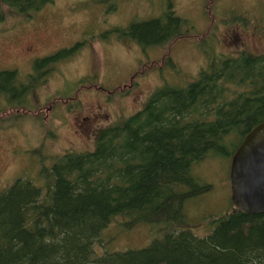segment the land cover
I'll use <instances>...</instances> for the list:
<instances>
[{"label":"trees","instance_id":"trees-1","mask_svg":"<svg viewBox=\"0 0 264 264\" xmlns=\"http://www.w3.org/2000/svg\"><path fill=\"white\" fill-rule=\"evenodd\" d=\"M51 1L0 0V22L28 19ZM115 29L151 47L192 25L168 0L158 15ZM217 41L203 44L207 63L195 77L154 89L140 109L104 127L92 149L49 156L41 184L18 176L0 190V264H264V212L229 208L212 216L203 235L184 222L187 202L211 187L191 173L193 165L212 154L231 158L264 119V51L227 55L215 49ZM80 44L35 58L25 80L16 69H1L0 98L21 100L50 63ZM115 216L127 228L142 221L159 226L145 246L95 253Z\"/></svg>","mask_w":264,"mask_h":264},{"label":"rangeland","instance_id":"rangeland-1","mask_svg":"<svg viewBox=\"0 0 264 264\" xmlns=\"http://www.w3.org/2000/svg\"><path fill=\"white\" fill-rule=\"evenodd\" d=\"M167 1L52 0L28 19L0 22V69H16L22 80L35 58L81 42L73 54L50 63L21 100L0 98V190L18 176L41 184L42 164L52 156L92 149L104 127L140 109L154 89L195 77L207 63L203 44L217 38L215 49L227 55L264 51V0H172L192 29L164 46L142 47L115 31L158 15ZM237 140H229V151ZM212 155L192 164L191 173L211 184L186 204L185 225L198 235L210 230L214 214L233 205L230 158ZM124 219L115 216L102 229L95 253L145 246L159 226L142 221L127 228Z\"/></svg>","mask_w":264,"mask_h":264},{"label":"water","instance_id":"water-1","mask_svg":"<svg viewBox=\"0 0 264 264\" xmlns=\"http://www.w3.org/2000/svg\"><path fill=\"white\" fill-rule=\"evenodd\" d=\"M229 181L231 212H264V119L253 124L233 150Z\"/></svg>","mask_w":264,"mask_h":264},{"label":"flooded vegetation","instance_id":"flooded-vegetation-1","mask_svg":"<svg viewBox=\"0 0 264 264\" xmlns=\"http://www.w3.org/2000/svg\"><path fill=\"white\" fill-rule=\"evenodd\" d=\"M238 38H239V34L237 33L236 36H234V37L232 38V39H233V42H234V41H237ZM26 48H28V47H26ZM2 69H4V68H2ZM0 70H1V69H0Z\"/></svg>","mask_w":264,"mask_h":264}]
</instances>
